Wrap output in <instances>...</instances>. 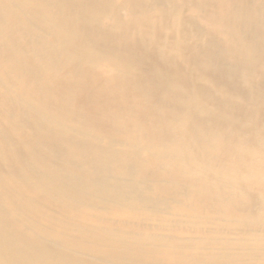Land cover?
<instances>
[{
  "label": "bare ground",
  "instance_id": "bare-ground-1",
  "mask_svg": "<svg viewBox=\"0 0 264 264\" xmlns=\"http://www.w3.org/2000/svg\"><path fill=\"white\" fill-rule=\"evenodd\" d=\"M0 264H264V0H0Z\"/></svg>",
  "mask_w": 264,
  "mask_h": 264
}]
</instances>
